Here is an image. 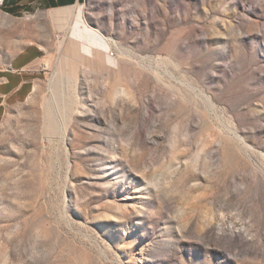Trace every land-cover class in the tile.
<instances>
[{"label": "rangeland", "instance_id": "obj_1", "mask_svg": "<svg viewBox=\"0 0 264 264\" xmlns=\"http://www.w3.org/2000/svg\"><path fill=\"white\" fill-rule=\"evenodd\" d=\"M2 4L0 264H264V0Z\"/></svg>", "mask_w": 264, "mask_h": 264}, {"label": "crops", "instance_id": "obj_2", "mask_svg": "<svg viewBox=\"0 0 264 264\" xmlns=\"http://www.w3.org/2000/svg\"><path fill=\"white\" fill-rule=\"evenodd\" d=\"M14 14L33 12L34 10L68 9L81 4L82 0H3ZM39 49L30 47L18 52L10 68L0 69V106L8 101L26 100L34 92L37 84L28 75L29 68L39 63Z\"/></svg>", "mask_w": 264, "mask_h": 264}, {"label": "bare ground", "instance_id": "obj_3", "mask_svg": "<svg viewBox=\"0 0 264 264\" xmlns=\"http://www.w3.org/2000/svg\"><path fill=\"white\" fill-rule=\"evenodd\" d=\"M70 32L71 36H69ZM70 32L65 37L80 40L82 42V49L86 53L92 52L91 46L88 43L84 42V40L88 38H95L96 40L101 41L105 49L110 46L108 40L99 31H96L89 25V23H87L83 16L81 8L79 9V14L76 16L75 19V26L70 28Z\"/></svg>", "mask_w": 264, "mask_h": 264}, {"label": "trees", "instance_id": "obj_4", "mask_svg": "<svg viewBox=\"0 0 264 264\" xmlns=\"http://www.w3.org/2000/svg\"><path fill=\"white\" fill-rule=\"evenodd\" d=\"M3 7H4V11L6 12V13H9V14H12V15H15L14 14V9H8L7 7H5L6 6V2L4 1L3 2Z\"/></svg>", "mask_w": 264, "mask_h": 264}]
</instances>
